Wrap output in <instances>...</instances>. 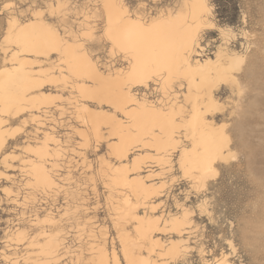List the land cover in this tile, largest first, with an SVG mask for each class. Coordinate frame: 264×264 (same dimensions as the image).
Here are the masks:
<instances>
[{
  "label": "rangeland",
  "instance_id": "obj_1",
  "mask_svg": "<svg viewBox=\"0 0 264 264\" xmlns=\"http://www.w3.org/2000/svg\"><path fill=\"white\" fill-rule=\"evenodd\" d=\"M104 1L0 0V68L9 66L8 58L17 50L15 43L6 38L8 22L17 19L24 24L41 17L65 41L75 44L72 52L79 54L75 56L88 54L102 77L127 72L134 56L109 39ZM116 1L126 9L129 18L141 19L147 25L159 16L180 11L185 18L178 24L185 27V23L191 22L188 10H191L192 0ZM207 3L211 8L208 19L212 26L198 30L191 60L214 59L219 52L224 56L238 54L235 66L206 87L190 85L182 72L173 73L174 79L169 81L166 70L157 72L159 76L152 74L147 86L126 87L138 102L165 111L174 108L180 117L174 111L171 119H146L145 124V119L132 121L119 110L116 115L110 97L97 98L89 90L93 91L102 79L87 74L82 77L84 75L78 72L73 74L74 60L62 51H51L50 58H36L34 52L22 54L25 61L34 63V70L51 69V75L31 83L15 78L4 85L6 92L25 96L27 101L33 99V103L23 102L18 114L4 117L7 141L0 149V264H101L98 254L101 248L108 252L107 264H114V253L119 256L120 264H128L123 243L126 238L137 236L139 226L134 216L123 219L119 211L125 197L136 204L133 212L138 218L161 221V228L152 230L155 235L149 231L158 244L157 249L155 246L156 250L148 254L149 245L143 246L138 251L142 252L141 258L150 257L156 264H264V0H207ZM180 26L165 27L164 35H171L170 40L177 43ZM170 29L175 32L171 33ZM207 88L214 92L216 107L205 114L206 122L210 120L209 128L220 142L225 159L215 162L212 176L203 185L196 180L198 170L194 156L185 162L187 166L191 163L189 167L184 163L185 168L180 165V159L182 150L195 149L196 152L197 149L203 153L205 145L199 136L196 139L200 148L191 140L189 133L193 134L194 127L189 122L195 106L205 111L200 104ZM91 113L116 115L124 129L131 131L127 142L128 147L130 140L127 148L129 154L131 152L130 159H122L114 150L119 138L112 131V122L105 119L96 125ZM132 126H137L133 128L134 133ZM149 130L163 136L166 132H176L178 144L170 148L156 140L147 143L149 147L143 146L140 139L143 140ZM46 141L51 156L42 159L39 150ZM158 154L166 155L171 163L168 166L155 163L153 158ZM138 157L141 162L136 165ZM32 161L45 166L57 185L36 182L30 173ZM116 173L135 181L142 178L148 188H153L148 194L152 199L147 197L148 205L140 203L145 193L134 194L131 188L115 183ZM185 213L189 223L181 231L167 226L173 218H181ZM164 225L171 230L166 227L164 232ZM18 233L25 239L22 237L24 240L19 241ZM56 234L59 248H52L50 255L42 252L48 248L45 244L49 236L56 238ZM32 241L41 244L33 246ZM175 242L180 252L173 257L163 250L167 251L170 243Z\"/></svg>",
  "mask_w": 264,
  "mask_h": 264
},
{
  "label": "bare ground",
  "instance_id": "obj_2",
  "mask_svg": "<svg viewBox=\"0 0 264 264\" xmlns=\"http://www.w3.org/2000/svg\"><path fill=\"white\" fill-rule=\"evenodd\" d=\"M103 7L105 9L106 21H107L106 33L109 36V39H111V41L115 44V46H118L119 48H123V49L128 50L129 52L133 53V56H134V61L131 63L132 65H130V68L127 72H125V73L117 72L115 76L111 75L107 78H104L99 74V70L96 67L97 65H95L96 63H94L91 60L92 58L88 57L89 56L88 54H87L88 55L87 56L86 53L84 54L83 52L80 51L81 54L83 53L87 57L86 56H75V54H78V53L73 54L74 52H72V47L75 44L72 43L73 44L72 45L71 42L65 41L64 38H62L61 35H59V33L56 30L51 28V26H48V24L45 23L44 20L41 19V17L40 18L36 17L37 19L35 18L34 20H31L30 22L28 21L27 23H24V24H20L17 21V19L14 21L8 22V29H7L6 38L8 40H11L13 43H15V47L17 48V50H13L14 53L8 58V61H9L8 63H10L9 66H6V65L2 66L1 65L2 67L0 68V149H2L3 145L7 141V136L5 135V131L3 130L4 129V123H5L4 117L10 116L13 113L18 114V112H20V110L23 108L22 107L23 102H28L29 104L33 103V99H30V101H27L25 96H18L17 94L6 92L4 90V85L6 83L10 82L11 80L15 79V78L21 79L23 81V83H29V82L31 83L36 79H41V78L45 79L51 75V72H50L51 69L50 70H42L40 72L38 69H37L38 72L36 69L34 70V67H36V66L33 67L34 63H30V62L25 61L22 58L23 53L29 52V54H30V52H34V54L36 55V58H41L42 56H44V58H45V56L49 57L50 52L53 50H54V52H55V50L62 51L63 53L66 54L65 55L66 57L68 55L69 57H71L74 60V61H72V63L74 62L73 74L75 72H78V73H81L83 75L84 74L91 75V78H92V76H96L99 79H102L101 84L97 85L93 91L91 89H89L90 92H92L91 95L93 94L97 98L110 97L112 99V101H114V108H115L114 114L117 115L118 113H116L117 112L116 110H119L124 116H127L128 118L131 117L130 119H132V121H135L136 118L145 119V124H146V122H148V121H146V119L152 120V121L160 120V119H165V120L171 119L173 117L174 111L176 114H177V112H176V110H174V108H170V109L167 108L169 110L165 111V110L158 109V108L156 109L153 106L152 107L148 106L147 104H145L143 102H141V103L138 102L134 98V95L131 94V90L126 89V87H128V85H133V86L137 85L138 87H140L142 85L145 86L147 83L151 82V81H149V79L151 78L152 74H155V73L157 74V72L159 73V71L166 70V72L168 73L167 78L169 81H172L171 78L174 76V75H172L173 73H175V72L181 73L182 72L184 74V76H186L188 78L190 85H195V87L198 85H201V87H202V85H205V87H206V85H208L211 81L219 78V76H222V75H220L222 72L225 73V71H227L229 68L235 66L236 62H238V60H239V56H238V58L236 57L238 54H235V55L225 54L227 56H224V55H220V53H222V52H219V54L217 56H215L216 58H214V59L208 58V59H205L202 61H200V59H199V60H195V62H193L191 60V54H193L192 53L193 48L195 49L194 45L196 46V43L198 40L197 39V36L199 35L198 30L200 31L203 28L204 29H206V28L211 29V26H212V23L208 19L209 13L211 12V8L208 5L207 0H192L191 10H188V11H191V18H190L191 22L185 23L184 24L185 27H181L179 25L182 17L185 18V15H183L181 11L177 12L176 14L170 13L167 16L166 15L159 16L158 18L154 17L155 19L150 24L147 25L146 23L142 22L141 19L129 18V16H127L128 12H126V9L123 6H121L116 0H105ZM186 14H188V13H186ZM181 23H183L182 20H181ZM176 25L180 26L179 27L180 29H178L179 30L178 34L180 32L181 35L179 36V39H178V37H176L178 39V41L180 40L179 43H178V41H175L177 43H174L173 42L174 39L170 40L171 35L165 36L164 34L166 32H163L165 30V27H168V28L172 27L173 28ZM161 27H162V30L159 31L158 29ZM171 31H172L171 33L175 32V31L173 32V30H171ZM167 32H169V31H167ZM161 33H163V34H161ZM76 42H74V43H76ZM174 44H176V45H174ZM58 51H57V53H60ZM60 54H59V56H60ZM129 55L132 56V54H129ZM60 57L63 59L62 56H60ZM64 61H65V59H64ZM64 61H63V63L68 62V61H66V62H64ZM34 62H36V61H34ZM4 64H5V62H4ZM241 64H243V63H241ZM67 70H69V65H68ZM161 73H160V75L163 74V73L162 74ZM81 74H80V76H81ZM52 75H53V73H52ZM177 75H179V73ZM181 75L182 74H180V76ZM61 76H62V73H61ZM82 77H85V75ZM63 78H67V77H63ZM78 78H79V75H78ZM152 78H153V75H152ZM172 79H174V78H172ZM89 80H92V79H90V77H89ZM169 81H167V82H169ZM17 82H18V79H17ZM93 84H94V82H93ZM168 85H171V84H168ZM81 86H82V84H81ZM79 87H80V85H79ZM85 87H86V85H85ZM189 87H191V86H189ZM189 89H191V88H189ZM83 90H84V88H83ZM89 90H87V91H89ZM200 94H202V93H200ZM91 95L89 94V96H91ZM42 97H43V95H42ZM91 98H94V97H91ZM45 99L47 100L46 97H45ZM49 99H51V97ZM200 100L201 99H199V101ZM39 101H41V100H39ZM34 102L36 103L37 101H34ZM46 102H48V101H46ZM194 102H196V101H194ZM42 104H43V102H42ZM44 104H47V103H44ZM195 104L196 103H194V106H195ZM202 105H204L205 111H203V109H201L200 107L198 108L197 106H195L196 108H194V106H193V108L195 110H194V114L192 113L193 116H192L189 123L191 125H193L194 131H193L192 135H191L192 132L189 134H190L192 142L193 141L197 142L196 138L198 136L202 140L201 143L203 145H205L203 148V153H202V151H200V153H199V151L197 149H196V152H195V149L194 150H187V149L182 150V157L180 159V165H184V168H185V164H186L185 162H188L187 160L191 159V156H194L193 161L195 164V169L197 168L196 171L198 170L196 180H198V182L200 181V183L202 182V184L205 185L207 182V179L210 178V176H212V170L214 169L215 162L217 160L220 161V159H225V157H223L224 154H223L221 144H219L220 142H218L217 139H215V136L213 135V133L211 132V130L209 128L210 127L209 124L211 125V122H209L210 120L208 121L209 123L206 122L207 117H205V114L211 112V110H213L214 107H216V100H215L214 92L210 88H207L205 90V92L203 93V98L201 100L200 106H202ZM128 107H133V108L131 110H128ZM171 107H174V106H171ZM181 107L182 106H180V108ZM83 109H84V107H83ZM182 109H183V107H182ZM182 109H178V111L182 110ZM85 110H86V108H85ZM210 114H212V113H210ZM116 115L109 117L104 113H99V114L91 113L90 117L95 122L96 125L105 119H109L112 122V131L119 138L118 142L117 141L115 142L116 145L114 146V150L117 154L122 156V159L123 158L125 160L130 159L129 155L131 154V152L129 154L130 149L129 150L127 149L130 146V140H129V146L128 147H127V145H128L127 142H128V137L130 136L131 131H129L128 129L127 130L124 129L123 123L121 122L120 119L117 118ZM177 115L179 116V114H177ZM186 121H188V120H186ZM143 122H142V125H144ZM136 125H137V123H136ZM175 125H177L176 127H178V123H175ZM137 126H134V127H137ZM161 126H163V125H161ZM179 126H180V122H179ZM134 127L132 126V129H131L133 131L132 133L135 132L133 130ZM160 128L164 129L163 127H160ZM174 129H177V128H174ZM142 130H140V131L142 132ZM157 132L154 130L146 131V134H145L146 137L143 140L140 139L142 136L139 138L140 141L144 142L143 146L146 145V147H147L148 146L147 143L152 142V141H156V140H160L161 143L163 141L165 144H168L169 146L170 145L176 146L178 144V140L175 137L176 136L175 134H177L176 132L175 133H173V132L167 133L166 132V133H163V134H165L164 136L160 133H157ZM189 134L187 135L188 137H189ZM137 135H139V134H137ZM137 135H136V137H137ZM216 135H217V133H216ZM218 136H219V134H218ZM46 140H47V138H46ZM50 140L51 139H49V141ZM51 141H54V140H51ZM194 142H193V144H194ZM197 143H196V147L200 148L199 147L200 142L198 143V145H197ZM208 143H209V145H208ZM156 144L158 145V143H156ZM156 144H152V146L156 145ZM171 146H170V148H173ZM40 147H41V145H40ZM48 147H49V145H48L47 141L43 142L42 147H41L42 150H39V151H41V154H39L40 158L44 159L45 157L50 155V151H49ZM163 147H165V146H163ZM153 148H155V147H153ZM34 149H35V147H34ZM160 149H161V147H160ZM165 149H166V147H165ZM31 150H33V149H31ZM31 150H30V152H31ZM161 150L163 152V148ZM167 150H169L168 147H167ZM159 151H156V153H158ZM164 154H166V153H164ZM164 154L163 155L162 154L155 155V158H153V159H156V162L152 158H151V161L153 160L155 163L160 164L162 166L163 165L168 166V164H170L171 162L166 158V155H164ZM150 155H152L151 152H150ZM153 155H154V153H153ZM139 156H141V155H139ZM148 157H147V159H148ZM151 157H153V156H151ZM138 158H139V160H137L136 163H135V161H133V163H135L136 165H138L141 162L140 157H138ZM31 163L32 164L29 166L30 167V173L34 177L36 182L45 183L48 185H53L56 182V181L54 182L52 180L53 177H52V179L50 178V176L48 174L49 172H47V170H46L47 168H45V166L35 164L33 161ZM188 165H189V163H188ZM190 165H191V163H190ZM186 166H187V164H186ZM189 166H187V167H189ZM141 167H142V165H141ZM187 167H186V169H187ZM191 169H192V166H191ZM122 171H124V170H122ZM134 171H136V170H134ZM138 179H140V178H138ZM114 180H115V183L122 185V187L127 186V187L131 188V190L134 194L139 193V191H142L143 193H145V196H143V201L140 199L142 201L140 203L142 204V206L148 205L147 197H148V194L150 193V191L151 190L153 191V188H148L146 186L145 181L142 178L140 180L135 181L134 179H130L127 175H122V173H121V174H117ZM131 180H134V181H131ZM55 184H54V186H55ZM147 184H149V183H147ZM142 192H140V193H142ZM140 195H142V194H140ZM120 204L121 205H120L119 211H121L120 213L123 214V217H124L123 219H125L126 216H129V217L134 216V218L137 220V224L139 226L138 230L136 229V231H138L137 236L135 238H132V239L126 238L125 242L123 243L124 244L123 249H124V254H125L127 263L128 264H156L157 262L156 263L152 262L150 260V257L149 258L145 257V259L141 258L142 252L138 253V251L143 246L149 245L150 250H149L148 254H150L151 251H154V249H155L154 247L156 245L158 246V244H156L154 242V239H153L154 237L152 238L150 234L151 233L153 234L152 230H156V229L159 230L161 228V224H160L161 221H159L158 217H157L158 220H151V221L150 220L146 221L142 217L138 218V215L135 214V212H133L137 206L135 204V206H136L135 207L130 202L128 197L123 198L122 203H120ZM141 204H138V205H141ZM151 206H153V205H151ZM153 210H155V209L153 208ZM187 213H185L183 216H181V218H179V217L173 218L170 221L171 222L170 225H167L169 223H167V224L165 223V224L167 226L171 227L172 230L174 229V231L175 230L181 231L183 229V227L189 223V217H188ZM143 217H145V216H143ZM148 219H150V218H148ZM155 219H156V217H155ZM44 222H46V221H44ZM48 222H49V219H48ZM167 226H165V225L162 226V227H164V229H163L164 232H165V228ZM169 227H167V228H169ZM149 231H152V232L149 234ZM22 234H24V232ZM18 235H19V233H18ZM153 235H155V234H153ZM19 236H20L19 241L25 239V237H23V235L21 236V234H20ZM56 238H54L53 236H51V238H50V236H49V239L47 238L48 240L46 241L45 247L50 248V249L46 248L50 251H48V250L46 251V249H44V250H42V252L43 251L48 252V255L53 254V251H51V249L56 248V246H58L57 244H60V243H57V241L59 239L57 234H56ZM31 244H33V246H34L36 244L40 245L41 243L36 242V244H35V242L32 241ZM170 244H172L171 246L168 245V246H170V248H168L167 251H165V250H163V251L166 254L172 255L173 257L177 256L180 252L179 248H178V244H176V242L174 244L173 243H170ZM162 245H161V247H163ZM157 246H156V249H157ZM40 247H42V245L39 246V248ZM161 247L160 248L158 247V250L161 249ZM167 247H166V249H167ZM58 248H59V246H58ZM145 248H148V247H145ZM41 249H43V248H41ZM99 251L100 252L98 254H99L101 264L109 263V261H108L109 256H108V252H107L106 248H101ZM40 252H41V250H40ZM54 253H55V251H54ZM154 254L155 253H153L152 255H154ZM163 254L164 253H162V255ZM44 255H47V254L44 253ZM118 257L114 253V256H113L114 264H120L121 263L119 261ZM98 262H99V260H98ZM223 262H227V260L223 259Z\"/></svg>",
  "mask_w": 264,
  "mask_h": 264
}]
</instances>
